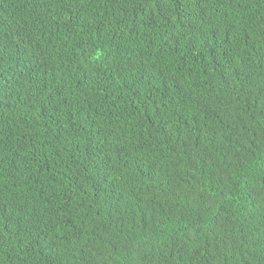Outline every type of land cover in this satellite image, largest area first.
I'll return each mask as SVG.
<instances>
[{
    "label": "trees",
    "instance_id": "obj_1",
    "mask_svg": "<svg viewBox=\"0 0 264 264\" xmlns=\"http://www.w3.org/2000/svg\"><path fill=\"white\" fill-rule=\"evenodd\" d=\"M0 264H264V0H0Z\"/></svg>",
    "mask_w": 264,
    "mask_h": 264
}]
</instances>
